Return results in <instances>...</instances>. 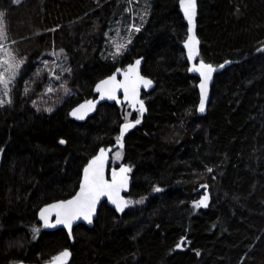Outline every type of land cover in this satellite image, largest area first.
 <instances>
[{"label": "trees", "instance_id": "obj_1", "mask_svg": "<svg viewBox=\"0 0 264 264\" xmlns=\"http://www.w3.org/2000/svg\"><path fill=\"white\" fill-rule=\"evenodd\" d=\"M179 1L154 0L132 48L112 62L105 43L127 0H0L27 54L13 104L0 106V264L46 262L67 248L70 264H264V0H198L201 59L239 61L217 75L205 116ZM47 47L70 58V96L52 111L23 94L29 76L36 89L45 81L34 76ZM141 57L157 86L118 150L132 168L129 208L119 215L104 203L72 245L66 230L45 231L38 211L74 195L89 160L139 113L106 103L81 123L70 111Z\"/></svg>", "mask_w": 264, "mask_h": 264}, {"label": "water", "instance_id": "obj_2", "mask_svg": "<svg viewBox=\"0 0 264 264\" xmlns=\"http://www.w3.org/2000/svg\"><path fill=\"white\" fill-rule=\"evenodd\" d=\"M198 0H195V15L194 20L190 23L188 16L185 13V8L182 0L179 1V11L184 18L185 23L188 27L187 38L183 42L182 46L185 50L186 59L188 61V72L191 76L198 79L197 89L199 93V102L197 106V112L200 116H205L208 113L209 105L212 98V89L216 81L218 74L224 72L230 66L238 63V60H226L219 65H214L201 59V40L197 34V17H198ZM195 37V42L192 44V54H189V42L191 37ZM211 66L214 71L210 74V79L207 81V98L205 99L200 85L204 83V76L201 72L195 71L200 65ZM144 58H137L132 63L128 64L125 68H117L111 75L100 80L94 88V97L80 102L78 105L72 108L70 115L72 119L77 122H85L89 118L93 117L99 110V108L106 103L128 105L132 112H138L139 118L136 120H126L122 123L120 127V133L118 139L115 143L101 147L98 152L89 160L87 165L84 167L82 172V177L80 180L79 187L77 191L71 197L67 199L57 200L44 205L38 211V219L42 225V228L47 232H53L56 230L64 229L68 232L71 238V244H74L73 231L76 227L80 225H85L89 228H93L95 222L98 219L99 211L101 206L106 203L110 208H112L117 214H124L129 208L128 195L131 192L133 185L132 178V168L129 164L120 163L113 164V154L119 149H123L125 146L126 137L132 132L137 126H139L144 117L148 113V107L144 100V93H152L157 84L156 82L143 74ZM113 78H115L113 80ZM108 83H105V82ZM144 81H150V84H145ZM204 101V111H200L201 101ZM143 106V110L141 109ZM75 113V115H74ZM83 117V118H80ZM139 121L137 123L136 121ZM128 126L125 128V126ZM100 158V162L103 165V177L108 185L115 184L111 189H105L104 194L100 195L96 200L94 208L89 210L87 208L80 209L77 206L74 208V216L69 217L64 215V210L55 207L56 205L68 204L69 201L76 200V197L80 195L81 189L85 184V171L89 168L94 160ZM121 169H126L127 171L121 172ZM126 178V179H125ZM205 186H201L199 191L204 189ZM207 195L209 194V188L206 190ZM208 197V196H207ZM115 201V202H114ZM47 210V211H45ZM83 212L84 214H79ZM90 212V222L89 219H85V215ZM65 221L64 223H58V221ZM64 253H68L64 256ZM73 258V253L70 248H67L59 252L53 259L46 262H25L20 261L16 264H70Z\"/></svg>", "mask_w": 264, "mask_h": 264}, {"label": "rangeland", "instance_id": "obj_3", "mask_svg": "<svg viewBox=\"0 0 264 264\" xmlns=\"http://www.w3.org/2000/svg\"><path fill=\"white\" fill-rule=\"evenodd\" d=\"M29 1L31 0H13L16 6L24 5ZM153 2L154 0H127L125 15L130 16V20L127 19V16L124 17L125 20H117L107 35L105 43V54L112 62L119 61L132 48L141 28L149 20ZM0 13L3 14L0 28L5 33L4 38H0V106L5 107L13 104L14 95L17 89L20 88V79L23 77L22 72L27 64V54L24 52L22 44L14 39L16 36L12 26L9 25L8 11L1 10ZM134 15H138L136 20ZM126 20L127 22H123ZM126 24L127 26L125 27ZM127 28L132 29L129 30ZM133 28L135 29L134 31ZM69 70L70 58L65 52L61 50L50 51L49 47L45 48L44 57L37 64L34 76L44 75L45 81L36 89L34 78L31 80V76H29L30 81L24 83V96L33 95V103L46 111L56 109L65 97L70 96L71 91L67 89ZM120 163H122V152L116 151L113 154V164Z\"/></svg>", "mask_w": 264, "mask_h": 264}, {"label": "snow or ice", "instance_id": "obj_4", "mask_svg": "<svg viewBox=\"0 0 264 264\" xmlns=\"http://www.w3.org/2000/svg\"><path fill=\"white\" fill-rule=\"evenodd\" d=\"M182 3L185 8V13L188 16V19L190 23L194 20V9H195V0H182ZM3 14L0 13V23H2ZM5 33L2 28H0V38H4ZM195 42V37L190 38L189 42V54H192V44ZM204 70L201 72V70ZM195 71L201 72V74L204 76V83L200 85L202 94L204 98H207V81L210 79L211 72L214 71V69L209 65L205 66L201 63L199 68H196ZM115 78H113L114 80ZM105 83H108L107 81ZM145 84H150V81H144ZM204 101H201L200 104V111H204ZM141 109L143 110V106L141 105ZM75 115V113H74ZM83 118V117H80ZM139 123V121H136ZM128 126L126 125L125 128ZM63 143V141H61ZM127 171L126 169H121V172ZM126 179V178H125ZM115 180L113 182V185H108L107 182L104 180L103 177V165L102 162H100V158L98 157L97 160H94L91 165H89V168L85 171V184L84 187L81 189L80 195L76 197V200L69 201L68 204L64 205H56L55 207L63 209L64 215L73 217L74 216V208L73 206H77L80 209L87 208L89 210L94 208L96 200L99 198L100 195L104 194L105 189H111L113 188L115 184ZM115 202V201H114ZM204 206H206V198L204 201L200 202ZM199 206V205H198ZM47 211V210H45ZM79 214H84L83 212H80ZM85 219H89L90 222V212L88 215H85ZM65 221H58V223H64ZM64 256H67L68 253H64Z\"/></svg>", "mask_w": 264, "mask_h": 264}, {"label": "bare ground", "instance_id": "obj_5", "mask_svg": "<svg viewBox=\"0 0 264 264\" xmlns=\"http://www.w3.org/2000/svg\"><path fill=\"white\" fill-rule=\"evenodd\" d=\"M198 8H199V7H198ZM120 12H121V11H120ZM120 12H119V15H120ZM117 13H118V12H117ZM122 13H123V12H122ZM122 13H121V14H122ZM113 15H114V13H113ZM113 15H111V16H113ZM114 16H115V15H114ZM114 16H113V17H114ZM122 16H123V15H122ZM125 16L128 17L127 19H129V17H130V16H128V15H125ZM136 16H138V15H134L135 20H136V18H138V17H136ZM119 18H120V20H121L123 17H121V15H120ZM130 18H131V17H130ZM132 18H133V17H132ZM140 18H141V17H140ZM123 19L125 20V18H123ZM110 20H111V19H110ZM129 20H130V19H129ZM132 20L134 21V19H132ZM138 20H140V19H138ZM118 21H119V20H118ZM121 21H122V20H121ZM121 21H120V23H121ZM133 21H132V22H133ZM113 22H114V21H113ZM126 22H127V20H126ZM128 22H129V21H128ZM137 22H138V21H137ZM140 22H141V21H140ZM118 23H119V22H118ZM133 23H134V22H133ZM123 25H124V24H123ZM131 25H132V24H131ZM135 25H136V24H135ZM137 25H139V24H137ZM120 26H122V24H120ZM126 26H127V24L125 25V27H126ZM141 26H142V25H141ZM143 28H144V27H143ZM127 29H129V28H127ZM131 29H132V28H131ZM131 29H129V30H131ZM138 29H140V28H138ZM134 30H135V29L133 28V31H134ZM137 32H138V31H137ZM131 53H132V52H131ZM132 56H133V55H132ZM133 57H134V56H133ZM131 58H132V57H131ZM131 58H130V59H131ZM132 59H133V58H132ZM203 60H204V59H203ZM204 61H206V60H204ZM72 194H73V193H72ZM69 196H70V195H69ZM67 197H68V196H67ZM67 197H66V198H67ZM37 218H38V217H37Z\"/></svg>", "mask_w": 264, "mask_h": 264}]
</instances>
